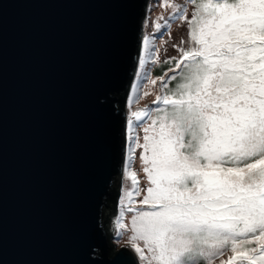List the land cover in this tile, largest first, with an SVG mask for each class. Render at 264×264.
I'll use <instances>...</instances> for the list:
<instances>
[{"label": "water", "instance_id": "obj_1", "mask_svg": "<svg viewBox=\"0 0 264 264\" xmlns=\"http://www.w3.org/2000/svg\"><path fill=\"white\" fill-rule=\"evenodd\" d=\"M148 1L0 0V264H139L107 223Z\"/></svg>", "mask_w": 264, "mask_h": 264}, {"label": "snow or ice", "instance_id": "obj_2", "mask_svg": "<svg viewBox=\"0 0 264 264\" xmlns=\"http://www.w3.org/2000/svg\"><path fill=\"white\" fill-rule=\"evenodd\" d=\"M159 6L171 14L159 17L155 30L180 20L188 39L174 45L179 55L164 61L170 67L163 75L138 73L147 83L136 85L137 99L151 95L144 91L151 86L155 107L127 121L132 190L120 201L116 235L130 232L139 264H214L225 254L228 264H264V0ZM144 47L158 63L147 36ZM135 148L142 149L147 185L139 201L137 174L130 172Z\"/></svg>", "mask_w": 264, "mask_h": 264}, {"label": "rangeland", "instance_id": "obj_3", "mask_svg": "<svg viewBox=\"0 0 264 264\" xmlns=\"http://www.w3.org/2000/svg\"><path fill=\"white\" fill-rule=\"evenodd\" d=\"M149 1H148L149 5L147 4L146 16L144 17L142 21V25H143L142 26L143 33H142V41H141L142 46H141V51L139 53L137 70H136V74L134 75L135 76L134 80L132 82L133 86L131 88V92L128 95V103L126 107V112L129 118H132L131 117L132 112L138 109H142L145 106L155 107L154 105H152V101L155 99V89L152 88L151 86L144 88V91H151L152 92L151 95L137 99V97L141 96V91L136 87V85L140 82H143L145 84L147 83L146 81H143V76L138 75V73L146 72L149 74V70L151 69V67L154 64H156V63H152L150 60L147 59V53L144 47V37L146 36L149 37L150 45H154V49L156 50V56L158 58V62L167 60L171 57H178L179 54L177 52V49L174 47V45L178 46L180 45L181 40L187 41L188 39V34H187L188 25L186 22H181L180 20H170V28L161 29L160 32H157L154 26L159 21V17L164 16L165 18H168L171 14V9L160 7L159 0H149ZM171 2L182 4L183 0H171ZM191 10H192V6L189 5L187 13H186L188 17H190L191 15ZM159 22L162 23V21H159ZM161 33H164V34L161 35ZM184 46L186 47V44ZM141 57H144L146 59V64L144 68H141V65H140ZM126 132H127V141H128V129L126 130ZM135 134L141 138V142H142V137L144 134L142 128H139V127L136 128ZM128 147H129V141L127 143L126 161L128 159ZM141 151L142 149L135 148L133 152V162L130 168V172H135L137 174V179L139 182V186L141 188V195L135 198V200L137 201L142 199V196L144 194V189L147 186L145 178H144V174L141 170V161L139 159ZM121 178H122L121 191L118 189L117 201H119L118 199H119L120 192H121L120 197L122 199L124 197L125 191L132 190L131 176L130 174L127 176L125 175V168H124L123 175ZM120 208H121V204L119 203L117 212H116L117 214L115 213L113 215L112 213L111 216L109 215V219H108L109 222L107 223L108 224L107 233L110 236V242L113 245V249H117L121 246H124L128 248L129 250L131 249L134 255L136 256L134 250L130 246H128V238L130 236V232H125L122 236H119V237L116 235L115 219L119 214ZM130 216H131L130 213H126L125 220H124L125 223H128ZM136 258L138 260L137 256ZM221 260H223L225 264H228L227 254L215 260L214 264H220Z\"/></svg>", "mask_w": 264, "mask_h": 264}, {"label": "trees", "instance_id": "obj_4", "mask_svg": "<svg viewBox=\"0 0 264 264\" xmlns=\"http://www.w3.org/2000/svg\"><path fill=\"white\" fill-rule=\"evenodd\" d=\"M192 11V10H191ZM191 16V15H190ZM190 18V17H189ZM188 34V32H187ZM166 61V60H164ZM164 61H161V62H158L156 64H154L151 69L149 70V75L154 77V78H157V77H160L161 75H163V73L167 70L168 67H170V65L168 64H165ZM169 75H171V73H169ZM175 82L173 81L172 84H170L169 86L172 87L174 86ZM137 196L134 197V199L136 198ZM114 199L112 198V201ZM112 201H109V199L106 201V206L103 207L102 209V218H101V224L103 226H105V222H106V215L104 213V211L110 207L111 205V202ZM137 201V200H136ZM109 255H112V250H109Z\"/></svg>", "mask_w": 264, "mask_h": 264}, {"label": "clouds", "instance_id": "obj_5", "mask_svg": "<svg viewBox=\"0 0 264 264\" xmlns=\"http://www.w3.org/2000/svg\"><path fill=\"white\" fill-rule=\"evenodd\" d=\"M150 2V1H149ZM149 5V4H148ZM146 13H147V8H146V10H145V15H144V17L146 16ZM144 17H143V19H144ZM143 19H142V21H143ZM143 26V25H142ZM142 33H143V27H142ZM142 46V45H141ZM140 51H141V48H140V50H139V53H140ZM139 58V57H138ZM138 63V62H137ZM136 70H137V66H136ZM136 70H135V74H136ZM134 74V75H135ZM135 77V76H134ZM134 77H133V80H134ZM133 80H132V82H133ZM132 82H131V85H130V88H129V91H128V93H127V95H126V97H125V103H124V111H125V114L127 115V121H128V119H129V116H128V114H127V112H126V107H127V103H128V95L130 94V92H131V88H132ZM126 130H127V125H126ZM127 143H128V141H127V132H126V156H127ZM126 156H125V158H124V162H123V168H122V172H121V174H120V178L122 177V175H123V171H124V168H125V162H126ZM121 184H122V178H121ZM120 191H121V188H120ZM121 192H120V194H119V201H117V198H116V205L118 206L119 205V203H120V201H121ZM117 214V213H116ZM117 216V215H116ZM113 222V221H112ZM131 250V249H130ZM132 251V250H131ZM139 262V261H138Z\"/></svg>", "mask_w": 264, "mask_h": 264}]
</instances>
